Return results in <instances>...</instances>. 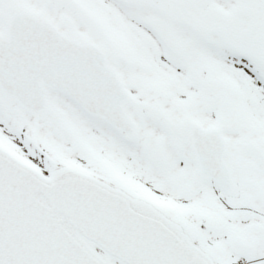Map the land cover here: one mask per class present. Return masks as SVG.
I'll list each match as a JSON object with an SVG mask.
<instances>
[{"label":"snow or ice","instance_id":"6c2138e0","mask_svg":"<svg viewBox=\"0 0 264 264\" xmlns=\"http://www.w3.org/2000/svg\"><path fill=\"white\" fill-rule=\"evenodd\" d=\"M0 264H264V0H0Z\"/></svg>","mask_w":264,"mask_h":264}]
</instances>
